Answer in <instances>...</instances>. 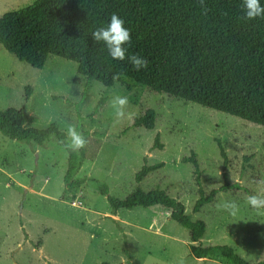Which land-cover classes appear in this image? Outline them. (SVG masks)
Returning a JSON list of instances; mask_svg holds the SVG:
<instances>
[{
	"label": "rangeland",
	"instance_id": "rangeland-1",
	"mask_svg": "<svg viewBox=\"0 0 264 264\" xmlns=\"http://www.w3.org/2000/svg\"><path fill=\"white\" fill-rule=\"evenodd\" d=\"M32 1L0 0V16ZM28 85L32 94L25 101ZM130 85L87 82L76 63L57 56L33 68L0 43V110L22 109L27 127L55 125L66 133L72 125L82 132L87 144L80 149L74 178L103 182L118 199L136 186L164 190L193 220L205 222L204 246L228 244L248 261L264 259V209L246 202L249 195L264 197V126ZM115 95L128 97L130 119L115 118L109 105ZM150 108L154 127L133 126L134 118ZM156 135L162 148L155 147ZM192 153L206 193L225 182L240 186L220 191L197 213L192 211L198 198L195 173L183 161ZM68 154L54 139L40 146L0 133V264H222L191 255L188 230L170 218L168 209L121 208L112 214L92 181L65 186ZM145 160L163 166L137 183L135 174ZM226 200L238 203L235 216L218 208Z\"/></svg>",
	"mask_w": 264,
	"mask_h": 264
},
{
	"label": "trees",
	"instance_id": "trees-1",
	"mask_svg": "<svg viewBox=\"0 0 264 264\" xmlns=\"http://www.w3.org/2000/svg\"><path fill=\"white\" fill-rule=\"evenodd\" d=\"M207 14L198 0H33L21 8L0 16V43L19 61L41 69L49 56L76 63L77 74L87 82L97 81L110 87L115 83L130 89V81L158 93L196 103L250 123L264 126V18H242L241 0H205ZM264 6V0H260ZM112 14L125 21L130 30L128 53L146 58L148 66L135 71L124 61L113 60L102 43H95L91 33L107 26ZM119 73V79L113 75ZM32 94L24 88L25 101ZM101 98L95 107L98 110ZM155 111L147 109L134 118L133 126L151 129ZM0 133L9 139L40 146L54 139L64 147L65 132L55 125L47 128L25 126L22 109L0 110ZM155 147L162 148L158 135ZM65 148V147H64ZM220 154L227 163L223 146ZM66 149V148H65ZM83 151L69 150L63 176L64 185L73 187L92 181L106 197L112 214L117 210L148 208L159 205L170 211V218L188 230L189 251L195 258H210L222 264H264L251 262L228 244L201 242L206 231L203 220H193L184 204L164 190L144 191L136 186L123 199L109 194L108 186L86 177L74 178ZM195 173L198 198L192 211L212 202L223 190L240 189L225 182L206 193L202 187L196 154L183 158ZM163 162L147 164L136 172L141 182Z\"/></svg>",
	"mask_w": 264,
	"mask_h": 264
},
{
	"label": "clouds",
	"instance_id": "clouds-1",
	"mask_svg": "<svg viewBox=\"0 0 264 264\" xmlns=\"http://www.w3.org/2000/svg\"><path fill=\"white\" fill-rule=\"evenodd\" d=\"M198 2L204 14H207L205 0H198ZM241 11L243 13L242 18L245 20L264 18V6H261L260 0H241ZM124 25L125 21L122 18L117 14H112L107 26L98 27L91 33L92 40L95 43H102L113 60L124 61L127 59L135 71H140L148 66V61L139 54L128 53L125 45H130L131 34ZM119 76V73L114 74L113 79L117 80ZM109 105L114 109L117 120L131 118L132 114L126 112L129 105L127 96L115 95L109 100ZM86 144L87 140L83 133L78 131L75 126H68L64 137V147L70 151L79 152ZM246 202L254 209H264V197L262 196L249 195ZM218 208L235 216L239 210V205L235 200H226L220 203Z\"/></svg>",
	"mask_w": 264,
	"mask_h": 264
}]
</instances>
